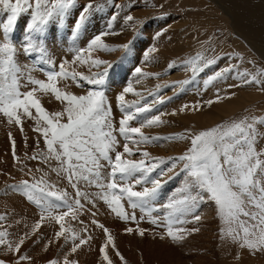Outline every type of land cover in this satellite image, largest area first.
I'll list each match as a JSON object with an SVG mask.
<instances>
[{
  "label": "snow or ice",
  "instance_id": "1",
  "mask_svg": "<svg viewBox=\"0 0 264 264\" xmlns=\"http://www.w3.org/2000/svg\"><path fill=\"white\" fill-rule=\"evenodd\" d=\"M108 3L114 7H120L115 4V0H108ZM42 5L47 6L42 7ZM74 6L75 0H0V10H3L6 15V19L0 22V115L6 118L8 124L15 123L21 126L23 131L21 117L31 118L30 110H35L38 126L34 130L39 131L44 138L46 154L41 153L39 156H33L32 159H39L45 164L56 161L58 167H53L51 170L61 179H66L74 189V203H68L69 193L66 190H57L55 185L47 180V173L39 180L34 182L22 180L19 185L13 187L21 189L27 200L38 207L41 221L48 217L54 219L60 226L59 231L55 232L56 240L63 237L67 243L69 237L71 238L70 254L76 253L91 239V236L87 239L81 238L73 233L71 228H66L63 223L65 217L72 214L73 218H76L75 213L84 209L82 200L85 203H92L93 206L96 199L102 200L119 220L125 224L137 225L135 228L126 227L124 232L143 238L147 230L139 227L143 216L138 220L135 209L140 208L142 212L149 213V207H154L153 202L157 198L161 181L149 180L148 174L154 171L159 163H163V161L149 163L146 159L150 156L148 152L141 153L143 158L140 160L125 159V154L129 157L134 155L133 149L127 142L123 144L122 152L117 150L120 141L114 133L118 132L125 141H133L136 145L145 144L155 138L144 136L142 128L161 123L160 116L157 115L141 121L139 127L130 126V122L137 120L139 114L150 111L149 105L136 106L134 112L129 111L132 105H125L124 94L133 93L131 85L124 87L122 93L116 97L123 113L118 129L113 127L112 110L106 106V94L103 90H89L86 95L77 96L65 93L57 87L58 78L72 80L77 78V73L70 75L65 71L67 61L59 65V71L47 73L46 82L28 76L24 86L31 84L34 87L26 92L20 91L23 77L20 75L22 68L19 65L18 54L25 57L37 54L45 58L46 64L51 63L48 57V37L51 34V42H55V32L59 21L65 20ZM132 7H134L133 0H129L128 10L130 11ZM94 9L101 10L102 6L93 5L91 0L83 4L75 18L68 20V35L73 42L71 50L75 53L72 63L76 61L82 64L90 63L94 68L106 65L103 71L91 76L80 75V80L92 85L95 89H102L109 71L114 66L101 59L85 61L82 57L85 51L89 55L96 49L112 51V48L103 43L102 36L115 33H101L92 37L87 42L86 48L75 47L79 33L81 29L86 28ZM116 18L117 16L113 15L111 21H115ZM54 19L57 21L56 24L53 23ZM124 19L127 23L133 21L134 17L127 15ZM17 28L23 34L18 44L13 39ZM208 39L210 41L211 37ZM132 46L133 41H129L123 45V48L125 52H128ZM155 51L154 47L149 48L144 56L145 61L148 60V53ZM222 58L208 59L198 53L195 58L184 61V64L186 69L195 75ZM168 67L172 69L174 65L170 63ZM234 69L237 70V74L232 78H239L240 83L229 85L230 88L250 84L261 86L262 81L257 77H264V73L252 74L247 70L241 72L239 65L232 64L217 70L208 77L205 84L227 79L226 74ZM134 72L137 77L145 75L141 67H135ZM37 90L45 94L50 92L55 100L65 105L63 111L50 114L35 97ZM260 90L264 91V87H260ZM157 102L163 103L162 100ZM207 103L211 105L213 101L209 100ZM186 107L187 105L182 106L180 111L183 112ZM65 117L66 122H64ZM256 123H264V121L245 117L239 121H231L202 130L198 134H190L191 147L185 154L174 158L167 169V172H174L177 163H182L181 171L185 174V183L180 191L184 195L180 198H171L161 206L169 210L163 221L158 222L159 218H152L149 221L154 226L165 229L159 234L160 240L167 239L173 244L184 240V233L188 230L175 227L185 222L180 217L191 213L198 203L209 202L215 205L217 214L225 225V228L221 229L222 238L231 237L240 248H247L250 252H264V160L260 158L264 156V150L259 153L255 150L258 138ZM135 137L139 139L136 140ZM13 156L15 158V151ZM38 171L43 170L38 169ZM138 173L139 176H137ZM148 183H151L152 187H148ZM137 186H140L141 190H136ZM91 187L99 190L98 197H93L87 190ZM123 201H127L128 206L133 209L132 213L127 211ZM61 208L67 210L59 211ZM92 215L95 216L96 213L93 212ZM242 217L244 219H241ZM0 219L3 218L0 217ZM193 219L199 221L201 216L194 214ZM91 223L102 229L106 238L105 244L99 249L105 264H113L105 251L108 246L112 247L122 264H125L124 257L116 249L114 237L109 229L95 219ZM2 227L0 225V228ZM40 227L41 223L37 222L32 228V233L35 234ZM8 235L6 229L0 230V245L6 247V254L16 255L13 264H21L30 259L26 255L19 254L28 233L20 237L14 245L7 240ZM34 243H39V238ZM0 264H5V261L0 260ZM48 264H59V262L50 260ZM63 264H77V262L65 256Z\"/></svg>",
  "mask_w": 264,
  "mask_h": 264
},
{
  "label": "rangeland",
  "instance_id": "2",
  "mask_svg": "<svg viewBox=\"0 0 264 264\" xmlns=\"http://www.w3.org/2000/svg\"><path fill=\"white\" fill-rule=\"evenodd\" d=\"M120 1L121 2H117L119 4L115 3L116 5L120 6L117 8L109 4L108 0H97V5H101L102 8L106 5L111 6L109 7L110 13L105 14L104 15L105 19L104 21L101 22L103 30L99 29L97 25L96 28L98 30H91L95 34L88 32L86 34V37L81 35L80 33L82 31H80L78 42L75 44V47L77 46V48L78 47L86 48L87 42L92 37H94L93 35L96 36L103 32L115 33L108 35L109 37L111 36L112 41L102 37V41L103 43L106 42L105 43L106 45L112 43V45L110 44L111 45L110 48L113 49L112 51L98 50L93 52L92 57L89 58L87 57L88 52L85 51L83 55L86 54V52L87 54L84 55V57L82 58L85 61H90L91 59H101L114 66L109 71L108 77L106 78L105 85L103 87L106 89L105 91L106 106L110 107L112 110L113 127L116 129H118L119 127V120L121 119L122 114L120 115L121 112L119 111L118 107H116L117 100L115 97L121 94L123 88L126 86L131 85V87L133 88V93L124 94L125 104L132 105V107L141 106V105L150 106V111L139 114L140 118L130 122V126L139 127L141 121H146L147 119L157 115L160 116V121H162V117L169 118L168 117L169 115L166 112H168V110H170L172 106L173 107L179 106L180 108V104H181L180 100L175 101V99L172 100L168 99L169 96L177 97L179 95L181 97L182 94L184 95L186 93L187 95H190L191 98L194 95H195L194 97L196 98L199 93V89L196 88L197 87L196 85L198 84L200 79L201 78L205 79L206 77L207 80L208 77L213 75L217 70L227 68L229 64L239 65V71L241 72L244 70H247L252 74L264 72V71H260V69L264 70V60H262V58L257 53V47L255 44L256 42H258L259 46L262 44L260 46L261 48L259 49L264 50L263 48L264 30H258L257 28H253L250 30V28L247 27L244 28L245 22L241 19L242 16H240L244 12L242 9L244 6L234 7L229 2V0L226 2L224 0H199L200 4L197 1L194 7H192L191 5H190L191 7H188V5L184 6L181 1L180 3H177L179 0H166L167 2L166 4L162 0H141V3L137 2L134 5L133 9L129 11L128 10L129 0H120ZM252 1L254 2V0ZM252 1L251 4L253 5ZM87 2H89V0H75V5L76 4L77 5L74 6V8L77 7L78 11L72 14V12L70 11L71 9L74 8H71L69 11L70 15L68 14L65 17V20L59 21L55 32L56 39L54 43L51 42V34L49 35L48 37L49 43L47 47L49 49L48 57L51 58L50 59L51 63H47V65L50 66V68L59 71V65L61 63H64L65 59L68 62L65 63V70L72 67L74 69L73 70L71 68L73 72L80 73V75L83 76H91L96 72L103 71L104 67H106V65H102L100 68H94L90 65V63L82 64L80 63V61L79 62L76 61L75 63H72V61L74 60L73 57L75 53L71 50L73 42L72 39H69L70 37L68 35L69 32L68 20L74 19L76 14L80 11L82 5ZM91 3L95 4V0H91ZM161 5H163V7H161ZM229 5L231 6L229 7ZM252 5H248V6L253 7ZM46 6L47 5H42V7H46ZM224 9L225 12L227 11L226 13L230 15L229 18L225 16ZM143 12L145 13V16H143L144 15L142 14ZM137 14L139 15L138 20H136L135 17L133 21L125 23L124 18L127 15H132L134 17ZM222 14H224V16ZM113 15L117 16L115 21H111ZM220 15H222V17H220ZM166 17H168V19L169 17H171L172 19L177 21L182 20V22L185 24L189 22V25L191 24V27L192 24L194 23H199V26L202 23V32H205V42L203 41V43L200 44V46L201 45L202 46L205 45V46L204 48L201 46L200 48L196 49L194 48L195 46L191 44V49L189 50H191L193 54L190 53L188 56H182L181 53L185 51L184 38L186 37L187 39L188 33H185L182 30H180L178 31V35L176 36V38H178V43L181 44L180 45L181 53H179L180 56L177 52L175 53L170 52L169 55L164 56L162 59V61H164L165 63L168 62V59H170L169 64L170 63L173 64L174 67L172 69H169L168 67L169 64H168L167 68L164 70L162 69L163 67L162 65L165 63L163 62L159 64L160 66L157 64V66L155 65L151 67V65L148 64L149 67H147L145 66L146 63H150V60L153 62L152 56L158 55L160 50V47L156 46L158 45L156 41L155 42L153 41L152 35L146 34L147 28L150 24H154V22H157L158 20ZM25 19H27V16H25ZM239 19L243 23H241ZM110 21H111V27L109 28ZM53 23L56 24L57 21L54 19ZM91 25L94 26L93 24ZM15 33L13 39H15V42L18 44L22 39L23 34H20L19 36L17 32ZM196 33L197 32L194 29L191 31V34H193L194 39L196 37L195 36ZM180 37H184V38L180 39ZM209 37H211L210 41L208 39ZM121 38L127 39L125 43L129 41H133V46L128 52H125L123 46H121L120 44L122 41ZM65 47L66 49H64ZM153 47L154 48L156 47L155 48L156 51L148 53V60L145 61L144 59L145 53L149 48H153ZM193 51H195L196 53ZM105 53H108L107 56L105 55ZM198 53L205 56L208 59H212L216 57H223V58L218 59L217 63L209 66L203 72L197 73L195 75H193V73L190 70H187L185 74H181V75L175 72L176 69L180 66H183L186 69L184 61L191 58H195ZM24 57L25 56L18 54V59L19 58L24 59L30 67L32 66L33 67L25 68V65H22V62H19V65L22 66V72L20 73V75L23 77V79L21 80V85H22L20 89L21 92H26L34 87L31 84L24 86L26 82L25 78L28 77L27 70L33 71V74L30 75L33 79H39L46 82V75H47L44 74L42 71L41 72L37 71L38 69L36 70L37 64H34L32 61L29 60L31 59V56H29V59L27 57L25 58ZM39 57L40 56L35 54L32 58L38 59ZM42 58L44 61L45 58L44 57ZM67 65H69L70 67ZM116 66L120 67V69L116 70ZM135 67H141L142 72L146 75H142V77L141 76L137 77V75L134 72ZM213 69L214 71H210ZM68 70L70 71V69ZM148 71L157 72V73H152L151 75H147ZM236 74H237V70L234 69L231 73L226 74L228 77L227 79H220L218 81H213L210 85L206 84V86H207V90H215L216 94L219 95H223V93L227 94V96L231 99V102H235L240 105L238 110L232 112L231 114H228L222 120L214 123V116H213L214 110L212 111V109L210 108L212 105L211 104L209 106V110H210V115L213 116L211 117L213 123L211 120L209 121L207 117L205 119V124L200 123L199 126L198 125L196 126V128L195 127L192 128L193 134L191 135L198 134L202 130H208L220 124H227L228 122L231 121H239L245 117L254 118L256 121H258L261 114H263L264 116V102H263L264 95L261 99L256 100L255 98L256 94L259 95L260 93L264 94V91H261L259 89H258L259 91H257V87L254 86V84L242 85L240 87L230 88L229 85L240 83L239 78L237 79L231 78L233 76H236ZM259 77L260 76H258L257 78ZM137 80H139V82H137ZM172 85L175 86L171 87ZM57 87L65 93L75 94L77 96L86 95L88 92V90H86L85 88H78L73 80L62 79V78H58ZM109 91L111 93V96L109 95ZM35 97L41 101V104H43L42 102H44L42 100V97L43 99L46 100L45 102L50 103L51 105L50 110L49 108L47 109L42 105L50 114L57 111L62 112L65 106L63 103L55 100L54 96L50 92L45 94L37 90L35 93ZM180 97L178 98L180 99ZM202 98H203V91L201 94V99ZM161 100L162 101L165 100L164 103L160 104L159 102H157ZM166 100L172 101V103L171 104L170 102L167 103ZM173 103L175 105H172ZM163 104L165 106L164 108L162 107ZM201 105L203 107L204 103L202 102ZM258 105L260 107H257ZM195 109H197V107H195ZM30 111L32 112L31 118L27 116L21 117L23 131H21V126H17L15 123L8 124L6 118L0 115V200H1L0 202L3 203V201H6V197H9L10 198L9 200L11 199H15L17 201L20 200L27 206L25 208V206L23 205H18L17 203L19 201L14 202L15 204L14 203L11 204L10 202L9 208L3 206V204L0 203V217L3 218L0 219V225L3 226L2 228H0V230H4V229L7 230L9 234L7 236V240L14 245L16 242H18L20 237L24 235L25 232L30 234L32 228L37 222L41 223V227L36 231L35 234L31 232L33 236L31 237L27 236L25 238V243L21 247L19 254L26 255L30 259L21 262V264H48L50 260H56L59 262V264H63L65 256H68L70 260L76 261L77 264H99V263L105 264L104 260L100 255L99 249L103 244H105L106 238L104 237L103 230L97 228L96 225L91 223L93 219L97 220L100 224H103L105 227L109 229V232L114 237L116 249H118L121 255L124 257L125 264H169V263L184 264L185 262L186 264H192V263L193 264H264V252L258 251L257 254H259L260 256L257 254L254 255V253L250 252L247 248H243V249L240 248L238 243H234L232 241L231 237H227V236L223 238L221 237V229L225 228V225L220 220V218H218L217 220L218 222L215 221V223L211 225L212 234L210 238L209 237L210 224H207L210 222V220L204 217V215L202 216L200 210H196V213L197 212L198 214L201 213L199 215H201L202 217V222H201L202 226L200 225V223L198 225V228H200L201 230L200 234L196 233L190 237H188V234H186L187 235L185 237L186 240L184 239L180 242L182 244L180 243L173 244L169 242V240L167 239L164 240V244H163V241L159 239L158 234H160L165 229L164 228L162 229V227L154 226L152 223L149 222L150 219H152L153 217L164 218V216L169 211L168 209L161 207L163 203H161L160 200L162 199V197H164V191L165 190L167 191L165 194H176L174 190H176V188L180 189V187H178L177 185L180 181L177 182L175 181L180 176L181 179L184 176V173L181 171L182 163H177L174 172H167V169L170 167L169 165L172 164L173 159L175 157H179L180 155H183V153L182 154L175 153L177 156H169L167 154L169 152L167 147H170V145H172V141L168 140L169 139L168 135L175 136V134L177 135L178 133V135L181 134V138L184 137V131L189 127L184 130L182 129L177 130L178 128H180L179 126H185L184 123L173 126L174 128L172 127V129H174L175 131L174 130L167 131L164 128L166 127V124L164 125L163 128L162 126H158V125L143 127L142 128L143 135L155 139L151 140L149 143L140 144V145L134 144L133 141L128 142L129 146L130 147L132 146L131 148L133 149L134 155L129 157L125 154L124 156L125 159L140 160L143 158L141 156V153L148 152L150 156L146 159L149 163L151 162L159 163V161H163V163H159V166L154 171L148 174L149 180L156 179L161 181V187L159 188L157 193V198L154 201V202L157 201V205L153 202L154 207L153 206L149 207L150 214L142 212L140 208L135 209L136 211L135 215L137 216L138 220H140V218L143 216V220H140L139 227L147 230L145 236L141 238L139 235L127 234L126 232H124V229L126 227L135 228L137 227V225L131 223L125 225V223L119 220L115 216V214L109 211L107 205L104 204L102 200L96 199L95 206H93L92 203H85L82 200L81 203L84 205V209L82 211L75 213L76 218H73L72 214L68 215L67 217H65L63 223L66 228H71L73 230V233L77 234L81 238L87 239L88 236H91V239L88 240L86 244L82 245L77 250L76 253L70 254L72 247L71 238L69 237L67 243H65L63 237H61L59 240H56L55 232L59 231L60 226L56 224L54 219L47 218L46 221L50 222V224L49 223L45 224L46 218L43 221H41V213L38 207L34 203L29 202L27 200L24 192L21 189L13 187L19 185L22 180H28L29 182H34V180H39L42 176H44L45 173H47V177H46L47 180L51 184L55 185V188L57 190H66L69 193L68 203L69 204L74 203L73 201L74 189L68 184L66 179H61L60 177L57 176L56 172L51 170L53 167H58L56 161L53 160L49 164H45L42 163L39 159H32L33 156H39L41 153L46 154V148L44 146V138L40 135L39 131L34 130L38 126L37 117L35 116V110L31 109ZM202 111L203 109L201 110L200 114L203 113ZM158 112H160L161 115ZM195 114H198L197 111ZM64 122H66V117ZM40 126H42V122H40ZM255 127L257 129V137H258L257 142L255 143V150L259 153L262 150H264V124L262 126V124L259 125V123H256ZM10 134H11V138H10ZM114 134L117 135V138L120 141V146L118 147L117 150L122 152L123 151L122 146L124 143L121 144V140L124 139L119 136L118 132ZM259 134L263 136L260 137ZM190 138L191 137H187V139H189V143L188 141L185 142L184 144L185 148L189 149L191 147ZM135 139L138 140L139 137H135ZM166 139L167 141L163 142V140ZM161 141L163 143H161ZM13 142H14V148H13ZM153 148L161 153L156 155V153H153L152 151ZM147 149L149 151H146ZM13 151H15V158L13 156ZM112 155L114 158V153ZM260 158L261 160H264V156H261ZM30 169L31 171H29ZM38 169H42L43 171H38ZM161 173H163V175H161ZM139 175L140 174L138 173L137 176ZM147 186L152 187L151 183H148ZM87 190L92 194L93 197H98L99 190L96 189L95 187L88 188ZM136 190H141V187L137 186ZM172 191L174 193H172ZM122 203L124 204V207L127 209V211L129 213H132L133 209H131L128 206L127 201H123ZM203 203L204 202H202V204L200 203L198 204L202 206ZM207 203L211 206H215L214 204H210L209 202ZM12 205L14 206L12 207ZM26 209L28 211H26ZM65 210L67 209L61 208L59 211H65ZM93 212L96 213L95 216L92 215ZM215 214H217L216 208H215ZM193 215L194 214H192L190 220H192ZM241 219L244 218L242 217ZM203 223H206L208 226L207 225L204 226ZM179 225L184 226V223L182 225L181 224ZM45 226L48 227L45 228ZM201 228H204V230ZM22 232L24 233L22 234ZM204 237H205V242H203ZM38 238H39V243H34V241H36ZM196 241H200L198 243V247L196 246ZM78 242L79 241L77 240V243ZM191 242L193 244L195 243L194 244L195 247L193 246V244H191ZM189 243L191 245H189ZM200 243L202 245H200ZM120 245L123 248L125 247L124 248L125 256L121 252L122 247ZM46 246H47V250H45ZM187 246L188 247L190 246L189 247L190 249ZM167 249L171 251H168ZM105 251L108 254L110 260L113 262V264H122L120 258L116 256V253L111 246H108L105 249ZM153 251H155L154 253L156 254H154ZM174 251L175 253L178 252V254L174 255L175 254V253L173 254ZM169 252L171 254H169ZM157 254L159 256H157ZM91 255L98 262H95V260L90 259ZM15 259H16V255L6 254V247L4 245H0V260L5 261V264H13V261Z\"/></svg>",
  "mask_w": 264,
  "mask_h": 264
},
{
  "label": "bare ground",
  "instance_id": "3",
  "mask_svg": "<svg viewBox=\"0 0 264 264\" xmlns=\"http://www.w3.org/2000/svg\"><path fill=\"white\" fill-rule=\"evenodd\" d=\"M162 1H164L165 2V4L167 3L166 2V0H162ZM161 1V2H162ZM180 1L183 3V5L184 6H186V5H188V7H194L195 6V4H196V2L198 1V3H199V0H179L177 3H180ZM225 2L226 1H228V0H224ZM251 1L252 0H229V2L234 6V7H243L242 9H243V13L240 15V16H242L241 17V19L245 22V24H244V28H250V30L251 29H253V28H257L258 30H264V0H254V2H253V5L251 4ZM117 2H121L120 0L118 1V0H116L115 1V3H117ZM141 3V0H133V3H134V5L136 4V3ZM78 3H79V1H78ZM171 3V2H170ZM94 4V3H93ZM117 4H119V3H117ZM169 4V3H168ZM200 4V3H199ZM77 5V4H76ZM75 5V6H76ZM94 5H97V0H95V4ZM128 5H129V3H128ZM191 5V6H190ZM248 5H252L253 7H250V6H248ZM140 6V5H139ZM141 6H142V4H141ZM140 6V7H141ZM221 6V5H220ZM231 5H229V7H230ZM109 7H111L110 5H106V6H104L101 10H95L94 9V11H93V13L91 14V17H90V19H89V22L87 23V26H86V28H83L81 31V35H83L84 37H86V34L89 32V33H93L91 30H98L96 27H97V25H98V28L99 29H101V30H103L102 29V25H101V22L102 21H104V19H105V17H104V15L105 14H109L110 13V9H109ZM74 8V7H73ZM232 8V7H231ZM230 8V9H231ZM131 9H133V7L131 8ZM221 9V8H220ZM223 10V9H222ZM234 10V9H233ZM78 11V8L77 7H75L74 9H71V11L70 12H72V14H74V13H76ZM131 11V10H130ZM69 12V13H70ZM224 12H225V9H224ZM227 12V11H226ZM225 12V16H227L228 18L230 17V15L228 14V13H226ZM142 14H144L143 16H145V13L143 12ZM227 14V15H226ZM70 15V14H69ZM147 15V14H146ZM223 16H224V14H222ZM222 15H220V17H222ZM139 15L137 14V15H135L134 16V18L136 19V20H138L139 19V17H138ZM73 17V16H72ZM244 18H245V20H244ZM6 19V15H5V12L3 11V10H0V22H3L4 20ZM177 19V18H176ZM238 19V18H237ZM179 20V19H178ZM240 20V19H239ZM54 21V20H53ZM157 21V20H156ZM151 22V21H150ZM240 22H241V20H240ZM104 23V22H103ZM239 23V22H238ZM241 23H243V22H241ZM91 24H93L94 26H92ZM145 24V23H144ZM240 24V23H239ZM51 26V25H50ZM67 27V26H66ZM146 29V28H145ZM195 30L197 33L195 34V39H194V36H193V34H191V31L192 30ZM201 29V30H200ZM19 28H17V30H16V32L18 33V35L20 36V34H22V32L20 31L19 32ZM180 30H182L183 32H185V33H188V36H187V39H186V37L184 38V37H180V39L181 38H184V40H185V43H184V47H185V51L184 52H182L181 53V47H180V45L181 44H179L178 43V38H176V36L178 35V31H180ZM143 31V30H142ZM254 31V30H253ZM189 32H190V34H189ZM104 33V32H103ZM159 33V34H158ZM79 34V35H80ZM93 34H95V33H93ZM146 34H151L152 35V38H153V41L155 42L156 41V43L158 44V45H156V46H159L160 47V50H159V54L158 55H153L152 56V59H153V62L150 60V63H146V65L145 66H147V67H149V65H151V67H153V66H157V64L159 65L161 62H163V63H165L164 61H162V59H163V57L164 56H166V55H169V53L170 52H173V53H175V52H177L178 54L179 53H181L182 54V56H188L190 53H192V51L191 50H189V49H191V44H193V46H195L194 48H200L201 46H200V44H202L203 43V41L205 42V32H202V23H201V25L199 26V23H194V24H192V27H191V24L189 25V22L187 23V24H185V23H183L182 22V20H179V21H177V20H174V19H172L171 17H169V19H168V17H166V18H162V19H160V20H158L157 22H154V24H150L149 26H148V28H147V31H146ZM260 34V33H259ZM142 35V34H141ZM145 35V34H144ZM143 35V36H144ZM257 35V34H256ZM93 36H95V35H93ZM14 37V36H13ZM103 38H106V39H108V40H110V41H112L111 40V36L109 37L108 35H103L102 36ZM257 37H259V36H257ZM142 39H143V37H142ZM258 39V38H257ZM15 40V39H14ZM121 46H123L124 44H125V41L127 40V39H125V38H121ZM85 41V40H84ZM136 41V40H135ZM138 41V40H137ZM151 41V40H150ZM143 42V41H142ZM80 43V42H79ZM106 43V42H105ZM112 45V43H109L108 44V46L110 47L111 45ZM146 44V43H145ZM256 44V47H257V53L259 54V56L262 58V60H264V50H260L259 48H261L260 46L262 45H260L259 46V44H258V42H256L255 43ZM264 44V43H263ZM140 45V44H139ZM69 46V45H68ZM204 46L205 45H203L202 47L204 48ZM77 47V46H76ZM79 48V47H78ZM156 48V47H155ZM254 48H255V46H254ZM264 48V47H263ZM134 49V48H133ZM184 49V48H183ZM202 49V48H201ZM99 49H96V50H93L92 52H91V54L89 55V53L87 54V52H86V54H87V57L89 58V57H92V55H93V52H95V51H98ZM117 50H118V48H117ZM120 50V49H119ZM143 50V49H142ZM194 50V49H193ZM71 51V50H70ZM202 51V50H201ZM204 51V50H203ZM193 52H195V51H193ZM198 52V51H197ZM200 52V51H199ZM218 52V51H217ZM53 53V52H52ZM133 53V52H132ZM135 53V52H134ZM196 53V52H195ZM66 54V53H65ZM86 54H84V55H86ZM107 54L108 53H105V55L107 56ZM115 54V53H114ZM136 54V53H135ZM172 54V53H171ZM193 54V53H192ZM62 55V54H61ZM68 55V54H67ZM75 55V54H74ZM84 55H83V57H84ZM150 55V54H149ZM176 55V54H175ZM58 56V55H57ZM56 56V57H57ZM66 56V55H65ZM105 56V57H106ZM128 56V55H127ZM179 56H180V54H179ZM135 57V56H134ZM140 57H142V56H140ZM25 58V57H24ZM74 58V57H73ZM129 58V57H128ZM259 58V57H258ZM51 59V58H50ZM253 59V58H252ZM19 60V62H22V65H25V68H27V67H29V68H32V67H30L28 64H27V62L24 60V59H18ZM71 60V59H70ZM247 60V59H246ZM254 60V59H253ZM29 61V60H28ZM64 61H66V59L64 60ZM72 61V60H71ZM138 61H139V59H138ZM141 61H142V59H141ZM169 61H170V59H168V62H166L165 64H163L162 66V69H166L167 68V65L169 64ZM79 62V61H78ZM77 62V63H78ZM130 62H132V61H130ZM254 62V61H253ZM262 62V61H261ZM25 63V64H24ZM27 64V65H26ZM59 64V63H58ZM127 64V63H126ZM138 64V63H137ZM149 64V65H148ZM263 64V63H262ZM262 64H259V65H262ZM122 65V64H121ZM180 65V64H179ZM67 66H69V65H67ZM66 66V67H67ZM89 66V65H88ZM139 66V65H138ZM160 66V65H159ZM242 66V65H241ZM253 66V65H252ZM21 68H22V66H20ZM50 67V66H49ZM70 67V66H69ZM77 67V66H76ZM133 67V66H132ZM146 67V68H147ZM257 67V66H256ZM72 68V67H71ZM71 68H68V69H70V71H72L71 70ZM131 68V67H130ZM159 68V67H158ZM67 69V70H68ZM73 69V68H72ZM154 69V68H153ZM215 69V68H214ZM214 69L213 70H210V71H214ZM27 70V69H26ZM74 70V69H73ZM82 70V69H81ZM161 70V69H160ZM217 70V69H216ZM69 71V70H68ZM260 71H264V70H262V69H260ZM73 72V71H72ZM175 72H177V74H185L186 72H187V69H185V67H183V66H180V67H178L177 69H176V71ZM152 73H157V72H152V71H148V73H147V75H151ZM260 73H262V72H260ZM264 73V72H263ZM31 74H33V71H29V70H27V76H30ZM146 75V74H145ZM207 75H208V73H207ZM166 76V75H165ZM142 77V76H141ZM144 77V76H143ZM152 77V76H151ZM155 77V76H154ZM161 78H162V76H161ZM230 78V77H229ZM232 78V77H231ZM25 79H27V78H25ZM203 78H201L200 79V81L198 82V84L196 85L197 87L196 88H198L199 89V93H198V96L195 98L194 96L191 98V96L190 95H187L186 93L183 95H181V97L178 95L177 97H175V96H169L168 97V99H170V100H172V99H175V101H177V100H180V102H181V104H180V108H179V106H172V108H170V110H168V112H166V113H168V117L169 118H167V117H162V121H161V123L160 124H158V126H162V128L164 127V125L166 124V127H164L167 131H172V130H174V129H172V127L173 126H176V125H180V124H183L184 123V125L185 126H179L180 128H178L177 130H184V129H186V128H188V129H186L185 131H184V137H182L181 138V134L180 135H178V133H177V135L175 134V136H173V135H168V140H171L172 141V145H170V147H167L168 148V155L169 156H177L175 153H179V154H185L186 152H187V150H188V148H185V146H184V144H185V142L186 141H188V143H189V139H187V137H191V135L190 134H193V130H192V128H196V126L198 125L199 126V124L200 123H203V124H205V119L208 117V119H209V121L211 120L212 121V123H213V120L211 119V117H213L214 116V123L215 122H218V121H220V120H222L225 116H227L228 114H231L232 112H234V111H236V110H238V108L240 107V105L239 104H237V103H235V102H231V99L227 96V94H225V93H223V95H219V94H216V92H215V90H207V86H206V84H205V81H206V77H205V79H203ZM258 79H261L262 80V82L264 81V77H259ZM177 80V79H176ZM160 82V81H159ZM195 82H197V81H195ZM138 85V84H137ZM148 85V84H147ZM153 85V84H152ZM156 85V84H155ZM178 85V84H177ZM210 85V84H209ZM145 86V85H144ZM179 86V85H178ZM254 86H256L257 87V85H255L254 84ZM152 87V86H151ZM157 87V86H156ZM191 87V86H190ZM253 87V86H252ZM260 87H264V82L263 83H261V86ZM260 87H257V91H259L260 90ZM170 88V87H169ZM192 88V87H191ZM193 88H194V86H193ZM245 88H246V86H245ZM166 89V88H165ZM259 89V90H258ZM154 90V89H153ZM157 90H159V89H157ZM248 90V89H247ZM186 91V90H185ZM202 91H203V98L201 99V94H202ZM163 92V91H162ZM168 93V92H167ZM260 93V92H259ZM108 94V93H107ZM175 94H176V92H175ZM249 94V93H248ZM254 94V93H253ZM109 95L111 96V93H110V91H109ZM158 95V94H157ZM263 93H260V95L259 94H256V100H258V99H261L262 97H263ZM158 97V96H157ZM178 97H180V99L178 98ZM217 97H219V99H217ZM116 98V97H115ZM182 99V100H181ZM242 99V98H241ZM263 99H264V97H263ZM42 100L45 102L46 100L45 99H43V97H42ZM209 100H212L213 101V103H212V105H211V109H212V111L214 110V113H213V116H211L210 115V110H209V104L207 103V101H209ZM131 101V100H130ZM165 101V100H164ZM164 101H163V103H164ZM175 101H173V102H175ZM42 102L43 104V106L45 107V108H49V110H50V108H51V105H50V103H48V102ZM166 102L168 103V102H170V104L172 103V101H167L166 100ZM165 102V103H166ZM204 103V105H203V107H202V105H201V103ZM244 102H246V101H244ZM264 102V101H263ZM159 104V103H158ZM160 104H162V103H160ZM224 104H225V106H224ZM167 105V104H166ZM172 105H175L174 103L172 104ZM185 105H187V107L185 108V110L183 111V112H181L180 111V109H181V107L182 106H185ZM162 107L164 108L165 106H164V104L162 105ZM195 107H197V109H203V113L202 114H200L201 113V110H195V111H193L194 109H195ZM257 107H260L259 105L257 106ZM158 108V107H157ZM161 108V107H160ZM162 108V109H163ZM166 109H167V107H166ZM161 111V110H160ZM162 111H164V110H162ZM196 111H197V113L198 114H195L196 113ZM242 112V111H241ZM156 113H157V111H156ZM159 114H160V112H158ZM174 113V114H173ZM258 114H260V113H258ZM161 115V114H160ZM207 115V116H206ZM143 118V117H142ZM258 121H264V116H263V114H261V116L259 117V120ZM209 124V123H208ZM260 124H262V126H263V124L264 123H259V125ZM258 125V124H257ZM156 126V125H155ZM201 126V125H200ZM178 127V126H177ZM203 127V126H202ZM202 127H200V128H202ZM174 128V127H173ZM207 128V127H206ZM165 130V131H166ZM166 131V132H167ZM175 131V130H174ZM166 132H165V134H166ZM183 132V131H182ZM158 133V132H157ZM170 133V132H169ZM260 135V134H259ZM263 135H260V137H262ZM165 137V136H164ZM187 139V140H186ZM191 139V138H190ZM165 141H167V139L166 140H163V142H165ZM153 142V141H152ZM162 141H161V143H163ZM152 144V143H151ZM154 144V143H153ZM163 145V144H162ZM132 147V146H131ZM156 147V146H155ZM135 149V148H134ZM154 149V148H153ZM152 149V151H153V153H156V155L157 154H159V153H161V152H159L158 150H156V149H154L153 150ZM146 151H149L148 149L146 150ZM160 157H161V155H160ZM163 158H164V156H163ZM175 158H177V157H175ZM168 161V160H167ZM170 162V161H169ZM171 165V164H170ZM169 165V166H170ZM175 181V180H174ZM177 181H180L177 185H178V187H180V189H178V188H176V190H174L175 192H176V194H165L167 191L165 190L164 191V197H162V199L160 200V202L161 203H163V204H165V203H167L171 198H180L182 195H184V193H182L180 190L183 188V186H184V183H185V174H184V176H183V178L181 179V176L175 181V182H177ZM173 187V186H172ZM175 187V186H174ZM177 187V186H176ZM172 193H174L173 191H172ZM11 196V195H10ZM10 198L9 197H6V201H3V203H1V204H3V206H5V207H8L9 208V206H10V202H11V204L12 203H14V202H16L17 200H15V199H11V200H9ZM1 201V200H0ZM19 201V202H18ZM17 202V204L18 205H23V206H25V208L27 207L22 201H20V200H18ZM156 205H157V201L156 202H154ZM15 204V203H14ZM200 204H202V203H200ZM200 204H197V206L195 207V208H193L192 209V212L191 213H189V214H186L185 216H182V217H180V219H182V220H184L185 222H184V226H185V228H184V226H180L179 224H177V225H175V227H182V228H184V229H187L188 231H186L185 233H184V236L186 237L187 235L186 234H188V237H190V236H193L194 234H200V228H198V225H199V223H200V225H201V222H202V217H201V219L199 220V221H195L193 218H192V220H190L191 219V217H192V214H198V212L196 213V210H200V212L202 213V216L204 215V217H206V218H208L209 220H210V222L209 223H207V224H210L209 225V229H210V231H209V237L211 238V234H212V229H211V225H213L214 223H215V221H217L218 220V218H219V216H218V214H215V206H211V205H209L207 202H204L203 203V205L202 206H200ZM160 205V204H159ZM2 206V207H3ZM14 205H12V207H13ZM4 208V207H3ZM200 208V209H199ZM26 211H28L27 209H26ZM25 211V212H26ZM136 212V211H135ZM140 213V212H139ZM201 213H199V214H201ZM137 214V213H136ZM201 216V215H200ZM47 218L48 217H46V219H45V221L47 220ZM154 218V217H153ZM156 218H159V222L160 221H163V218L162 217H156ZM48 219H51V218H48ZM204 220V219H203ZM49 221V220H48ZM205 221V220H204ZM203 221V222H204ZM206 222H207V220H206ZM218 222V221H217ZM50 224V222H45V224ZM206 223H203V225L205 226V225H207ZM126 225V224H125ZM202 226V225H201ZM208 226V225H207ZM46 227H48V226H45V228ZM116 229V228H115ZM163 229V228H162ZM193 229H198L199 230V232L198 231H193ZM201 229H203L204 230V228H201ZM49 230V229H48ZM47 230V231H48ZM207 231V230H206ZM32 232V231H31ZM31 232H30V234L28 233V236H33V234H31ZM24 232H22V234H23ZM25 233H27V232H25ZM24 233V234H25ZM205 233V232H204ZM191 234V235H190ZM218 234V233H217ZM24 236V235H23ZM158 236H159V234H158ZM208 238V237H207ZM158 239V238H157ZM191 239V238H190ZM209 239V238H208ZM159 240V239H158ZM186 240V239H185ZM192 240V239H191ZM218 240V239H217ZM92 241V240H91ZM193 241V240H192ZM103 242V241H102ZM101 242V243H102ZM170 242V241H169ZM185 242V241H184ZM194 242V241H193ZM200 241H196V246L198 247V243H199ZM203 242H205V237H204V241ZM100 243V244H101ZM136 243V242H135ZM103 244V243H102ZM159 244V243H158ZM163 244H164V240H163ZM180 244H182V243H180ZM191 244H193L192 242H191ZM190 243H189V245H191ZM195 244V243H194ZM194 244H193V246H194ZM160 245V244H159ZM166 245V244H165ZM167 245H169V244H167ZM200 245H202L201 243H200ZM204 245H205V243H204ZM219 245V244H218ZM121 246V245H120ZM53 247V246H52ZM122 247V246H121ZM158 247V246H157ZM167 247V246H166ZM186 247V246H185ZM188 247V246H187ZM190 247V246H189ZM188 247V248H189ZM195 247V246H194ZM211 247V246H210ZM125 248V247H124ZM124 248L122 247L121 248V252H122V254L125 256V250H124ZM133 248H135V247H133ZM181 248V247H180ZM190 249V248H189ZM210 249V248H209ZM86 250H87V248H86ZM92 250V249H91ZM168 250V249H167ZM138 251V250H137ZM157 251V250H156ZM168 251H171V250H168ZM191 251H194V250H191ZM82 252V251H81ZM128 252V251H127ZM155 251H153V253H154ZM249 252V251H248ZM84 253V252H83ZM162 253V252H161ZM166 253V252H165ZM175 253V251L173 252V254ZM194 253V252H193ZM258 253V251L256 252V253H254V255L255 254H257ZM154 254H156V253H154ZM169 254H171L170 252H169ZM176 254H178V252L177 253H175L174 255H176ZM97 255V254H96ZM257 255H259V254H257ZM156 256V255H155ZM157 256H159L158 254H157ZM156 256V257H157ZM260 256V255H259ZM160 257H161V255H160ZM173 257V256H172ZM176 257V256H175ZM258 257V256H257ZM169 258H170V256H169ZM188 258V257H187ZM90 259H92V260H95V262H98L92 255H91V258ZM172 259H174V258H172ZM171 260V259H170ZM169 261V260H168ZM171 262V261H170ZM188 263H190V262H188ZM99 264H101V263H99ZM170 264V263H169ZM180 264V263H179ZM184 264H186V262L184 263ZM193 264V263H192Z\"/></svg>",
  "mask_w": 264,
  "mask_h": 264
}]
</instances>
